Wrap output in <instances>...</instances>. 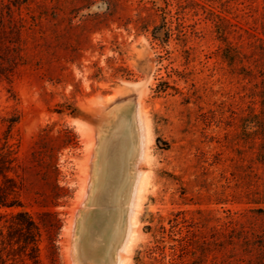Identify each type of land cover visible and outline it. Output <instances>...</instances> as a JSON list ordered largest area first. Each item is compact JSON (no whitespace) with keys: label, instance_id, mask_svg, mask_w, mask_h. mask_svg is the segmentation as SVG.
Wrapping results in <instances>:
<instances>
[{"label":"rangeland","instance_id":"1","mask_svg":"<svg viewBox=\"0 0 264 264\" xmlns=\"http://www.w3.org/2000/svg\"><path fill=\"white\" fill-rule=\"evenodd\" d=\"M108 1L11 7L28 21L26 62L0 78V146L17 157L26 209L59 212L62 264H112L122 194L138 171L118 264H264V204L252 202L264 194V168L248 134L261 78L223 58L209 13L230 9L227 40L252 61L246 31L261 32L264 0H180L181 9L178 0ZM163 17L173 30L165 43L152 34ZM0 19H8L1 5ZM12 37L2 29L0 46ZM61 105L78 115L58 114ZM137 108L146 126L138 161ZM66 129L75 137L64 146Z\"/></svg>","mask_w":264,"mask_h":264},{"label":"trees","instance_id":"2","mask_svg":"<svg viewBox=\"0 0 264 264\" xmlns=\"http://www.w3.org/2000/svg\"><path fill=\"white\" fill-rule=\"evenodd\" d=\"M185 1L195 4L192 0ZM27 2L28 0H0L2 8L7 9L8 18L7 20L0 19V31L7 27L14 36L10 41H7L8 45L0 46V78L7 81H9L10 75L26 62L22 54V31L26 28L28 21L20 14L16 20L11 13V7H21ZM104 3L108 7L110 6L108 0H104ZM220 7L221 12L209 10V13L214 17V21L217 20L216 27L221 34L220 38L226 42V51H229V54H224L223 58L230 66L240 64V69L244 71L246 76L255 78L256 74H259L258 77L261 78L259 84L262 83V85L257 86L256 84L255 90H253V96L259 98L260 107L258 110L254 106L250 108L249 118L252 127H250L251 131L248 134L250 135V148L255 150L254 160L264 168V64H262L264 60V23L260 33L254 34L246 31L250 39L248 45L252 50L251 53L258 56L257 59L249 61L247 59L249 56L243 51V44H234L227 40L226 35L231 34V28L236 27V25L231 22L227 15L223 14V12L230 14V9L224 4H221ZM177 8H183L180 0L177 1ZM152 9L155 14L162 10L161 7ZM172 31L171 26L163 17L161 24L154 25L152 34L154 39L165 43L171 38ZM240 37L241 35L238 39ZM252 102L253 105L256 104L255 100ZM56 112L58 114L68 112V114L76 116L79 111L76 107L61 105ZM7 122L11 128L17 119H9ZM66 130L68 141L64 146L69 145L75 137L70 129ZM44 136L47 137L48 135L40 134L38 137L43 139ZM38 143L39 140L36 144L38 145ZM16 161L17 157L14 156L13 149L5 142L0 146V264H42L43 256L48 264H62L60 235L64 221L59 212L53 209H40L35 213L26 209V205L21 199L25 187L22 183V177L17 171L20 166ZM52 167L58 171L55 162ZM16 178H20V180L17 181ZM56 189L59 187L56 186ZM52 196L59 198L55 193ZM252 200L254 203L264 204V194ZM53 206L55 205L53 204ZM260 210L264 212V208ZM260 248L264 254V245H261Z\"/></svg>","mask_w":264,"mask_h":264},{"label":"bare ground","instance_id":"3","mask_svg":"<svg viewBox=\"0 0 264 264\" xmlns=\"http://www.w3.org/2000/svg\"><path fill=\"white\" fill-rule=\"evenodd\" d=\"M133 122H134V136L136 141L135 146V160L138 161L145 155V143L144 138L146 136V126L144 125L140 114L139 109L137 108L134 116H133ZM133 166H136V164H133ZM138 180H139V172L134 171L131 174L129 184L127 186V190L124 191L122 194V197L125 196L124 201H122V210L120 214V229H121V235L117 237L116 239V248L114 249L111 257H112V264H118L120 257H119V249L122 246V238L125 236L129 231L128 226V213L132 206H136L137 203L135 201V194L138 189Z\"/></svg>","mask_w":264,"mask_h":264}]
</instances>
